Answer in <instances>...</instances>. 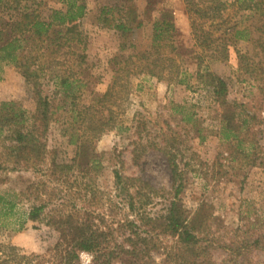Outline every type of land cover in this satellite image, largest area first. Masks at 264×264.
<instances>
[{
    "label": "trees",
    "instance_id": "1",
    "mask_svg": "<svg viewBox=\"0 0 264 264\" xmlns=\"http://www.w3.org/2000/svg\"><path fill=\"white\" fill-rule=\"evenodd\" d=\"M134 1L112 0L100 14L117 16L119 22L114 27L125 35L142 25L137 21ZM60 2L62 8L50 9L43 17L41 1L0 0V65L13 66L25 85L22 98L0 102V171L15 172L23 168L37 173L47 164L44 176L50 181L68 180L76 173L82 182L79 190L84 192L83 207L68 213L50 210L54 199L53 194L47 192L45 181L30 182L14 202L0 196L1 228L19 231L28 221L51 227L57 234L53 249L45 257L26 254L13 245L0 243V264H84L80 253L91 256L87 264H112L115 261L157 264L152 254L163 256L162 264H217L212 253L218 250L226 254L218 264H264V218L253 221L240 218L245 225L233 231L234 235L226 243L216 235L221 223L210 204L199 205L193 214L183 206L180 196L185 179L176 163L178 142L174 137L167 139L165 147L160 149L170 175L169 190L156 189L140 178L125 177L114 170L115 196L123 199L136 223L126 218L117 222L116 229L107 231L91 224L93 221L83 213L84 209L103 200L101 195L95 196L92 187L101 169L93 143L116 127L115 110L123 112L122 105L113 102L114 94L121 92L125 96L129 78L141 73L167 81L168 85H188L185 81L187 73L183 71V77L179 78L171 72L163 79L154 71L160 60L167 61L162 59L161 53L150 55L140 51L117 55L110 61L116 68L115 75L100 101L108 104L104 107L106 115L93 106L76 107L74 100L79 81L74 68L77 61L83 63L86 56L75 49L84 39L78 22L85 16L86 7L82 0ZM186 4L196 60L192 78L207 88L216 104L221 123L219 137L225 152L234 162L254 166L257 143L252 128L256 116L244 114L243 117V110L238 109L240 106L227 101V82L210 71L207 64L209 61L225 62L230 46L239 41L246 42L254 55H238V69L245 76L241 80L261 81L264 86V0H187ZM229 9L259 17L260 27L253 31L250 25L227 27L224 14ZM104 22L110 23L108 19ZM173 30L169 21L154 23L151 49L165 48L169 50L168 54L176 50L171 43ZM252 32H257V37H252ZM169 62L171 71L173 60L169 59ZM48 82L54 87L51 93L54 97L58 95L63 102L71 101L68 113L77 126L69 137L70 142L76 144L75 156L70 162H59L54 156L50 158L51 151L47 150V131L58 109L44 94ZM114 87L119 91L113 92ZM73 182H77V177H73ZM25 198L30 202L25 218L10 220L17 205ZM155 199L163 200L165 205L162 213L153 216L147 208ZM117 234L125 236L120 244L113 241ZM159 236L171 237L174 242L165 255L155 245ZM124 243L128 247H124ZM255 251L261 252L262 259L253 262L249 257Z\"/></svg>",
    "mask_w": 264,
    "mask_h": 264
},
{
    "label": "rangeland",
    "instance_id": "2",
    "mask_svg": "<svg viewBox=\"0 0 264 264\" xmlns=\"http://www.w3.org/2000/svg\"><path fill=\"white\" fill-rule=\"evenodd\" d=\"M37 1H41L40 12L43 17L50 13V9L62 8L60 0ZM111 1L82 0L86 13L78 25L84 39L75 51L86 57L83 63L77 61L74 68L79 81L74 105L78 108L93 106L103 113L106 111L104 107L108 104L100 101L115 75L116 68L110 61L117 55L126 56L140 51L150 55L161 53L162 59L167 61L164 63L160 60L154 71L163 79L171 72L181 78L184 71L187 73L185 81L188 85H168L167 81H159L156 77L141 73L129 78L125 96L121 92L114 94L113 102L121 104L123 112L115 110L116 127L93 143L101 169L92 187L95 196L101 195L103 200L97 205L91 204L83 213L88 214L93 226L104 231L116 229L117 222L126 218L135 221V216L124 206L123 199L115 196L113 171L117 170L125 177L140 178L156 189L169 190L170 175L160 149L165 147L167 139L174 137L178 142L176 163L185 179V188L180 196L182 204L190 214L199 205L210 204L221 223L216 235L227 243L234 235L233 231L245 225V222H240V218L250 221L264 218V86L261 81L241 80L245 76L238 69L237 58L244 53L252 57V47L239 41L230 46L225 62L206 60L209 61L208 69L227 82V101L240 106L238 109L243 110V117L244 114L256 116L252 128L257 143L254 154L256 164L248 166L244 162L232 161L225 152L219 137L221 123L216 104L207 88L192 78L196 60L186 11L187 0H135L133 7L137 21L142 25L125 35L114 27L119 22L117 16L100 14L102 8ZM224 16L227 27L234 24L240 27L250 25L253 31L261 24L259 17L248 12H236L235 9L227 10ZM104 19L110 23H105ZM163 20L169 21L174 29L170 36L176 50L171 54H168V49L152 50L150 47L153 24ZM251 36L257 37V32H252ZM169 59L173 60L174 65L171 71ZM45 84L44 94L52 99L54 106H58L55 120L46 135L47 150L51 151L49 157L54 156L59 162H70L75 156L76 144L71 143L69 137H72L77 126L68 113L71 101L68 99L63 102L58 95L54 97L51 94L54 89L52 83ZM116 90L119 91V88L114 87L113 92ZM24 94L25 85L17 70L11 65L1 64L0 102L17 100ZM46 169L47 164L41 166L37 173L23 168L15 172L0 171V196L14 202L30 182L45 181L47 192L53 194L54 199L50 210L64 213L80 210L84 192L79 190L82 183L79 175H73L77 177L76 183L73 177L64 181L63 178L50 181L44 176L47 174ZM29 205L28 198L21 201L10 220L18 217L24 219ZM164 205L163 200L155 199L147 212L156 216L162 213ZM124 237L117 234L113 241L120 244ZM56 241L55 230L44 224L27 221L19 231L0 227V243L13 245L26 254L45 257ZM173 243L171 237L159 236L155 245L165 255ZM124 247H128L127 243H124ZM81 254L86 255L80 258L81 262L89 263L91 256ZM152 256L157 264H162L163 256ZM212 258L218 264L226 258V254L218 250L212 253ZM249 258L253 262L259 261L262 254L255 251ZM112 264L123 263L115 261Z\"/></svg>",
    "mask_w": 264,
    "mask_h": 264
},
{
    "label": "built area",
    "instance_id": "3",
    "mask_svg": "<svg viewBox=\"0 0 264 264\" xmlns=\"http://www.w3.org/2000/svg\"><path fill=\"white\" fill-rule=\"evenodd\" d=\"M83 255H84V254H81V255H80V258H82V257H83ZM84 256H86V255H84Z\"/></svg>",
    "mask_w": 264,
    "mask_h": 264
}]
</instances>
